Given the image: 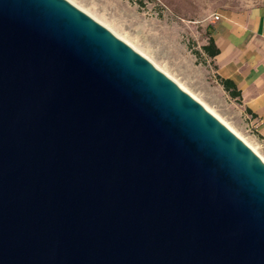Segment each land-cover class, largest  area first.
Segmentation results:
<instances>
[{
  "label": "water",
  "instance_id": "95a60500",
  "mask_svg": "<svg viewBox=\"0 0 264 264\" xmlns=\"http://www.w3.org/2000/svg\"><path fill=\"white\" fill-rule=\"evenodd\" d=\"M0 264H264V162L68 0H0Z\"/></svg>",
  "mask_w": 264,
  "mask_h": 264
},
{
  "label": "rangeland",
  "instance_id": "374dc122",
  "mask_svg": "<svg viewBox=\"0 0 264 264\" xmlns=\"http://www.w3.org/2000/svg\"><path fill=\"white\" fill-rule=\"evenodd\" d=\"M124 1L130 2V27L110 28L107 20L86 14L184 89L264 158V151L252 143L240 124L234 122L241 119L236 114L234 102L214 77L213 67L201 50L207 37L204 25L215 15L244 10L264 0Z\"/></svg>",
  "mask_w": 264,
  "mask_h": 264
},
{
  "label": "crops",
  "instance_id": "0c3cea01",
  "mask_svg": "<svg viewBox=\"0 0 264 264\" xmlns=\"http://www.w3.org/2000/svg\"><path fill=\"white\" fill-rule=\"evenodd\" d=\"M85 13L105 21L110 28H126L132 24L130 2L124 0H68ZM125 2V3H124ZM215 21L204 25L207 33L202 47L213 43L217 53L207 61L213 75L229 82L238 95L231 98L237 109V124L259 149L264 151V3L244 10L223 11ZM201 47V48H202Z\"/></svg>",
  "mask_w": 264,
  "mask_h": 264
},
{
  "label": "trees",
  "instance_id": "16d2710c",
  "mask_svg": "<svg viewBox=\"0 0 264 264\" xmlns=\"http://www.w3.org/2000/svg\"><path fill=\"white\" fill-rule=\"evenodd\" d=\"M201 50L204 54L210 57L214 56L217 53V50L213 49V43L211 40H209L208 45L203 46ZM220 85L226 92H228L231 98H235L238 95V93L235 91V88L229 82L220 81Z\"/></svg>",
  "mask_w": 264,
  "mask_h": 264
},
{
  "label": "bare ground",
  "instance_id": "6f19581e",
  "mask_svg": "<svg viewBox=\"0 0 264 264\" xmlns=\"http://www.w3.org/2000/svg\"><path fill=\"white\" fill-rule=\"evenodd\" d=\"M182 89V88H181ZM182 90H184V89H182ZM205 107V106H204ZM205 109H206V107H205ZM207 110V109H206ZM208 111V110H207ZM208 112H210V111H208ZM212 115H214L212 112H210ZM215 116V115H214ZM216 117V116H215ZM222 124H224L225 126H226V123H223L218 117H216ZM227 127V126H226ZM232 131V130H231ZM233 132V131H232ZM238 138H240L243 142H245L240 136H238L236 133H234ZM246 143V142H245ZM247 144V143H246ZM248 145V144H247ZM261 159H262V161L264 162V158H262L258 153H257V151L253 148V147H251L250 145H248Z\"/></svg>",
  "mask_w": 264,
  "mask_h": 264
},
{
  "label": "built area",
  "instance_id": "2783aa9c",
  "mask_svg": "<svg viewBox=\"0 0 264 264\" xmlns=\"http://www.w3.org/2000/svg\"><path fill=\"white\" fill-rule=\"evenodd\" d=\"M213 19H214L215 21H217V20L219 19V17H218L217 15H215V16L213 17ZM245 133H246V134H251V129H250L249 127H247V128L245 129Z\"/></svg>",
  "mask_w": 264,
  "mask_h": 264
}]
</instances>
